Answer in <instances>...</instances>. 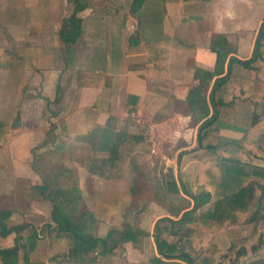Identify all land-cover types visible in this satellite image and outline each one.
Instances as JSON below:
<instances>
[{
    "label": "crops",
    "instance_id": "obj_1",
    "mask_svg": "<svg viewBox=\"0 0 264 264\" xmlns=\"http://www.w3.org/2000/svg\"><path fill=\"white\" fill-rule=\"evenodd\" d=\"M131 1L122 13L123 0H80L83 10L73 0L74 12L63 15L62 4L70 5L66 0H0V122L5 125L0 213L12 214L4 221L9 229L24 228L19 235H0V246L13 248L21 236L20 264H43L46 252L53 257L47 264H185L159 253L156 227L162 219L180 221L194 208L196 197L211 195L197 213L214 203L215 188L199 185L198 178L217 153L201 150L198 136L214 114L209 95L216 79L227 73L232 57L253 56L264 23V0H194L190 18L184 8L164 0H147L144 9L133 14ZM202 9L207 12L199 13ZM73 19L81 20V30L75 39L64 40ZM216 38L227 39V46L213 48ZM219 53L225 56L223 63ZM198 70L221 73L207 80V118L188 99L201 85ZM254 111L253 105L239 103L235 110L218 114L215 124L221 129L222 146L243 137L230 125L264 133V119ZM52 125L57 138L51 148L70 137L72 145L61 143L58 148L80 153L75 166L81 210L88 218H80L84 232L79 233L94 247L74 259L69 250L57 260L51 254L60 250L57 240L67 236L50 241L49 250L37 241V215L52 218L57 212L55 205L38 206L33 200V190L47 192L35 169L34 151L48 140ZM149 127L155 129L151 134ZM158 144L173 155L163 157L158 176L150 167L146 177L131 185L135 162L150 160L142 147L156 152ZM105 145L115 152L101 151ZM254 164L264 167L262 160ZM133 197L145 202L133 208ZM28 228L33 241H24ZM129 232L144 235L134 240ZM27 252L29 263L24 262Z\"/></svg>",
    "mask_w": 264,
    "mask_h": 264
},
{
    "label": "trees",
    "instance_id": "obj_2",
    "mask_svg": "<svg viewBox=\"0 0 264 264\" xmlns=\"http://www.w3.org/2000/svg\"><path fill=\"white\" fill-rule=\"evenodd\" d=\"M74 1L78 9H84L80 0ZM146 2L147 0H133L131 13H140ZM71 22L72 30L68 36H63L64 40H73L80 32L81 20L73 19ZM227 44V39L216 38L213 41V48L223 49ZM224 59L225 56L219 53V60L223 63ZM219 75L221 73L198 70L196 76L201 79V85L193 89L188 97L190 102L197 103L201 114L206 118L209 116L205 105L209 92L207 80ZM132 99L137 100L134 97ZM209 100L214 114L202 125L198 144L201 150L214 151L217 154L212 160L206 162L198 178V184L214 187L215 200L211 207L197 213L200 208L210 202L211 195L196 197L197 202L194 208L186 212L180 221L162 219L156 227L159 253L166 259H178L185 264H226V257L233 258L234 261L231 264H264V167L254 164L255 160L264 161V133L230 125V130L242 134L243 137L238 141L233 140L226 144L228 147H224L220 136L221 129L215 124L222 110H235L239 103L253 105L255 117L264 119V23L257 37L253 56L248 60L232 57L227 73L216 79ZM4 128L5 125L0 122V143L2 144L5 143L2 135ZM55 131V126L52 125L48 134L49 139L37 150L55 143L54 140L57 138ZM103 147L101 151L111 154L115 152V149L107 145ZM43 180L51 196V190L56 187L50 188L49 181L45 178ZM59 208L55 203L57 212L54 218L59 226L52 233L53 237L62 238L68 233L72 235L68 254L70 258L74 259L84 252H90L94 247L92 243L78 231L64 228L65 225L60 223L68 217L66 209L59 210ZM11 216L10 213H0V235L4 238L12 233L19 235L24 231L21 226L9 229L5 225L4 221ZM165 221L171 225L160 227V223ZM220 232H226L231 238L237 232L242 237L230 247L226 255L223 254L217 242V234ZM129 233L134 240L144 235L143 232ZM175 237L177 241L171 239ZM21 240L22 237L18 236L16 246L13 248L2 249L0 246L1 264H20L19 242ZM187 241L198 242L197 246H201L203 251L200 254L191 255L188 253ZM28 254L27 252L24 257L26 263H29Z\"/></svg>",
    "mask_w": 264,
    "mask_h": 264
},
{
    "label": "rangeland",
    "instance_id": "obj_3",
    "mask_svg": "<svg viewBox=\"0 0 264 264\" xmlns=\"http://www.w3.org/2000/svg\"><path fill=\"white\" fill-rule=\"evenodd\" d=\"M67 1L69 2L70 5H66V4L61 3L62 4L61 8H62L63 13H64L63 15H70L71 13L74 12L73 11L74 7L71 5V3L72 4L74 3L73 0H66V3H67ZM164 1L178 5L177 7H179L178 9H180V10H182L184 8V14H188L186 17L190 18L192 16V15H190V13L193 14L192 8H195V7L193 5H191V3H193L194 0H164ZM130 2H132V1L131 0H123V4H125V5L122 6L121 9H124L125 11H123L122 13H126V11L129 10L127 7V4H129ZM65 12H66V14H65ZM206 12H207V9L206 10L202 9L201 11H199V13H206ZM61 13H62V11H61ZM72 15L74 17L75 13ZM80 30H81V28H80ZM70 76L73 77L74 75H70ZM77 80L78 79H75L76 82H78ZM74 91H75V87H74ZM56 109H58V108H56V107L52 108L51 112L56 111ZM136 118H137V116H136ZM58 122H59V120H58ZM141 123H142V120H141ZM147 126H149V125H147ZM48 139H49V137H48ZM71 140L72 139H70V137H68V138L62 137V142H60V144L66 143V144L72 145ZM57 143H59V142H57ZM60 144H58L55 147L53 146L52 148H51V144H50V146H48L46 148L38 149L37 152L35 153L34 164H35L36 170L39 172L41 177H43L49 181L50 188H51V186L56 187V188H53L51 190L52 191L51 196H49L50 193L48 191L47 192L45 191V193H44V192H38V191L33 190V193L35 196V198L33 200H37L38 206L41 204L49 203V205L51 207V204L54 206L55 203H57L58 206L60 207V210H63L62 209L63 206H65L66 210L70 207L69 212H67L68 218L66 220H64L63 222H60V223L64 224L66 226V227L64 226V228L69 227V229L71 228V229H74L78 232H81L82 230L79 229V220L81 218V221H82V217L84 220L87 219L88 214L81 210V209H83L84 204L81 203V197L79 196L80 195V193H79L80 188H79L78 168L75 166V162L77 160H79L80 153H79V150H73V149H66V151H63L61 148H58L60 146ZM155 147H156V145H155ZM142 148H143V150L141 151V153H143V155H145V156H148L150 160H146V162L136 161L135 162V164H136L135 168L134 167L131 168V166H130V168H131L130 172H132V174L135 175V179H133L131 185H135L136 183H139L140 180L142 178H144V176L146 177L147 173H149L150 167H152L154 169V170L152 169L153 170L152 174L153 175L155 174L158 176V173L161 171V167H162V163H163V160H162L163 157L168 156L169 158H171V156L173 155L171 151L163 149L161 147V145H159V144H158V147L156 149V152L152 151L151 147H149L148 145L146 147H142ZM153 153H155V154H153ZM74 158L76 160H74ZM149 161H151V162H149ZM155 177L153 179H155ZM89 187H90V183H89L88 189H89ZM65 192L68 194L70 193V194L66 196V195H64ZM50 197H51V199H50ZM54 199H55V201H54ZM132 201H134V203L133 202L132 203L134 204L133 208H135L137 205H139L140 202H145V199L140 198V197H133ZM25 206H26V201H25ZM40 209H41V211H43L45 208L40 207ZM45 212H47V210ZM29 213L31 214V206L29 207ZM81 213H83V214H81ZM37 216L39 217L38 218L39 225H41L39 227L40 230H37L40 232L41 237L37 241H40V243H41L40 245H42L45 249H48L49 248L48 243L50 241H55V239H57V238L53 237L52 233L55 232V228H57L59 226V223H57L55 221L54 217L51 218V216L50 217L45 216V215H44L45 217L39 216V215H37ZM69 216H71L70 220H72V221L69 220ZM263 218H264V215H263ZM62 219H64V217ZM51 223H53V224H51ZM55 223L57 224V226ZM69 223H71V224H69ZM88 225H90V224H88ZM51 226L53 227V229H51ZM26 232L27 233L24 236L25 237L24 241H27V240L29 241V239H30V241H33V238H31V237L28 239L29 235L32 233V229L28 228V230ZM83 232L84 231H82V233ZM64 236H67V237H65V239H62V240H57V241H61V242H59V243H61V246L58 247L60 250L56 249V250H52V252H51V254H54V259H56V260H57V258H62V256H60V255H66L68 253L67 250L70 249V240L72 238V235L68 233V234H65ZM217 238H218L217 242L220 244V246L223 250V254L226 255V253L228 252L230 247L233 246L242 237H241L240 233H237V232H235V234L232 238L229 237V234L227 235L226 232H220L217 234ZM186 244L188 247V253H190L191 255L200 254L203 251V248L201 246H197L198 242L187 241ZM41 254L38 255V257H39L38 260L42 261ZM45 255L46 256L44 258V261L42 262L43 264H47V261L51 262V258L53 259V257H49L47 252L45 253ZM226 260H227L226 264H231L234 261L233 258H229V257H226Z\"/></svg>",
    "mask_w": 264,
    "mask_h": 264
},
{
    "label": "built area",
    "instance_id": "obj_4",
    "mask_svg": "<svg viewBox=\"0 0 264 264\" xmlns=\"http://www.w3.org/2000/svg\"><path fill=\"white\" fill-rule=\"evenodd\" d=\"M134 117H136V116H134ZM138 121H139V123H141V119H139ZM146 131H147V133H150L151 134L152 132L155 131V129L153 127H149Z\"/></svg>",
    "mask_w": 264,
    "mask_h": 264
}]
</instances>
